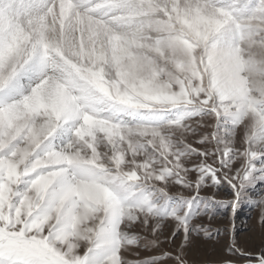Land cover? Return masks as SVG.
Segmentation results:
<instances>
[{"label":"snow or ice","instance_id":"1","mask_svg":"<svg viewBox=\"0 0 264 264\" xmlns=\"http://www.w3.org/2000/svg\"><path fill=\"white\" fill-rule=\"evenodd\" d=\"M262 37L264 0H0V264H264V197L260 232L241 246L234 227L245 189L264 182V89L242 52ZM105 154L103 183L77 177ZM128 182L191 195L162 217L121 194ZM224 183L227 243L193 261L190 229L215 240L190 223L193 203L212 220L216 192H200ZM165 219L176 226L161 240ZM149 244L174 246L142 257Z\"/></svg>","mask_w":264,"mask_h":264},{"label":"rangeland","instance_id":"2","mask_svg":"<svg viewBox=\"0 0 264 264\" xmlns=\"http://www.w3.org/2000/svg\"><path fill=\"white\" fill-rule=\"evenodd\" d=\"M243 138V132H237V141ZM259 166L264 161H256ZM168 193L173 194L166 198H162L155 190L151 187H145L139 183L128 182L124 185V190L121 192L122 195L128 196V199L132 202L139 201L144 197H149L154 205L157 206L162 217L168 215L174 209L178 210L182 208V202L177 199V196L183 191L185 197L190 196L191 193L187 189H180L179 185L171 184L167 189ZM216 192V199L218 202L215 205L214 218L210 220L208 216H196V208L200 205V201H195L193 203V214L190 217V223L192 225L201 224L209 227L215 237L214 241L208 242L197 233L195 229H190L187 238L188 247L186 251L189 252V257L191 260L195 261L198 258H204L207 255L212 254L211 245L215 243L216 248H222L227 243L226 228L233 227V222L228 218V213L231 210L230 201L232 200V190L228 187L227 183L221 185L219 189H202L200 192L201 199H206V197L211 196L213 192ZM264 197V182L257 183L255 187H247L245 189L244 195L242 196L239 206L235 211V233L237 237V242L242 245L243 237L245 234H258L260 232L259 223V209L255 207V202ZM175 222L170 219H165L163 223V228L161 230V240L165 236H168L173 228L175 227ZM130 231L139 232V227H134ZM183 233L177 231L175 237H173L174 245L179 246L183 239ZM144 243V241H142ZM174 245L162 244L159 247L152 246L149 244L144 250H141V256H151L156 259H162L157 256V253L161 251L164 247H172ZM122 254H125L122 252ZM129 259H134V257L129 255ZM241 261L251 260V257H240ZM141 264H152L151 260H142Z\"/></svg>","mask_w":264,"mask_h":264},{"label":"clouds","instance_id":"3","mask_svg":"<svg viewBox=\"0 0 264 264\" xmlns=\"http://www.w3.org/2000/svg\"><path fill=\"white\" fill-rule=\"evenodd\" d=\"M261 39H264L262 37ZM243 58L245 59L246 64L252 66V71L245 72V79L248 81L249 87L253 90L264 89V43L259 41L253 43H247L242 50ZM109 73L111 69H108ZM111 78V76H110ZM258 102L264 103V91H262L258 97ZM111 168V163L107 154L105 158L99 161L97 166L92 167L89 171L82 173L79 170L77 171V177L85 183L95 181L97 183H103L107 179L105 173L107 169ZM68 225V220L61 219L59 223H53V239L55 241V234ZM77 246L78 249H83L87 247L83 239H74L71 241Z\"/></svg>","mask_w":264,"mask_h":264}]
</instances>
